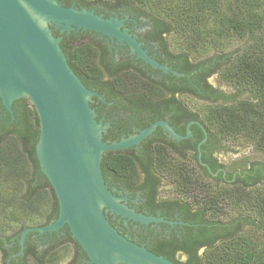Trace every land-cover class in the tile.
<instances>
[{"label": "flooded vegetation", "instance_id": "flooded-vegetation-1", "mask_svg": "<svg viewBox=\"0 0 264 264\" xmlns=\"http://www.w3.org/2000/svg\"><path fill=\"white\" fill-rule=\"evenodd\" d=\"M56 1L65 8L88 11L118 24V32L133 40L141 53L172 71L165 74L146 64L124 38H109L90 30L67 34L52 29L53 34L61 39L60 46L68 56L71 52L84 51L95 59L96 69L92 75L83 77L82 82L97 94L92 98L91 107L97 119L107 124L102 137L104 142H119L137 135L156 122L167 123L182 137L174 140L158 126L137 145L105 153L126 157L127 165L134 164L139 173V179L133 181L106 172L103 176L109 189L116 196L125 198V204L136 213L162 221L139 225L107 214L108 220L130 241L174 264L188 263L191 258L188 249H195V256L201 258L207 250V230H217L210 228L214 221L209 220L208 213H203L200 207L193 206L183 197H163L162 177L168 176L157 170L177 167L194 169L216 188L241 180L238 174L243 170H231L220 160L225 150H233L207 130L203 119L194 115L187 103L193 98L207 102L209 98L205 99L206 96L218 92L234 96L237 94L236 88L220 81V71L214 67L215 62L199 68V62L194 61L192 55L172 49L169 39L175 36L174 30L168 20L155 11L158 0ZM173 72L182 76H176ZM188 131L190 136L185 137ZM160 154L161 157H169L171 163L160 162ZM249 167L250 163L246 168ZM168 180L169 185L174 184L173 179ZM242 182L246 184L249 181ZM57 212L41 226L53 222ZM29 236L20 255H17L20 247L17 244V249L14 245L16 239L12 238L6 255L7 264L9 259H13L15 264L25 258L39 261L44 253L46 258L52 251L66 245L72 249V257L66 264H89L78 245L71 242L73 239L67 227L43 237H36L35 233Z\"/></svg>", "mask_w": 264, "mask_h": 264}, {"label": "trees", "instance_id": "trees-1", "mask_svg": "<svg viewBox=\"0 0 264 264\" xmlns=\"http://www.w3.org/2000/svg\"><path fill=\"white\" fill-rule=\"evenodd\" d=\"M158 3L154 9L159 11L161 18L168 20L178 38V49L192 55L193 60L199 62V68L215 62L220 81L237 90L234 96L218 92L205 97L209 99L202 114L207 130L223 141L240 137L264 155V0H158ZM232 42L238 47L227 52L226 48ZM63 52L81 80L96 69L95 59L84 51L71 52L69 56L65 49ZM211 52L215 53L211 55ZM242 94H247V98L238 99ZM13 109L14 120L0 105L2 264H7L6 255L12 238L16 239L14 245L18 249L20 233L30 228L27 218L41 215L45 207L46 221L57 212L53 190L39 173L34 155L39 134L37 115L26 99L14 103ZM194 115L198 116V113L194 112ZM158 160L171 163L169 157H161V154ZM101 167L103 174L109 172L133 181L139 179L135 165H127V159L122 155L105 154ZM235 168L243 170L238 174L240 182L224 186L221 191L194 169L157 170L175 181L180 194L192 193L193 201L202 203L203 213L219 215L221 206L237 210L238 217L234 220H218L211 224L210 228L217 230H207V250L198 258L195 249H188L191 258L187 264H264V162H251L248 169L242 163L230 167L231 170ZM243 179L249 182L245 184ZM17 197L20 200H15ZM191 201L188 202L191 204ZM16 203L20 204V210L15 207ZM18 212L27 216L26 224L18 217ZM18 223L17 231L6 234ZM243 225L254 229L253 234H244L240 230ZM28 237L29 234L26 240ZM71 242L75 243L74 240ZM54 253L52 251L49 254L52 256L46 258L44 253L39 261L21 259L19 264H26L27 260L32 264H58ZM8 264H15L14 260L9 259Z\"/></svg>", "mask_w": 264, "mask_h": 264}, {"label": "water", "instance_id": "water-1", "mask_svg": "<svg viewBox=\"0 0 264 264\" xmlns=\"http://www.w3.org/2000/svg\"><path fill=\"white\" fill-rule=\"evenodd\" d=\"M118 28L110 20L65 8L56 0H0V105L12 120L14 103L26 99L33 107L39 124L34 155L58 210L53 222L20 233L17 255L23 252L28 234L43 237L67 227L89 264H174L133 243L110 223L107 214L139 225L162 220L136 213L125 198L116 196L104 180L101 163L105 153L137 145L158 126L174 140L182 137L167 123L156 122L119 142H104L107 124L97 119L91 107L97 94L71 69L61 39L52 31L90 30L124 38L146 64L165 74L172 72L141 53Z\"/></svg>", "mask_w": 264, "mask_h": 264}, {"label": "rangeland", "instance_id": "rangeland-1", "mask_svg": "<svg viewBox=\"0 0 264 264\" xmlns=\"http://www.w3.org/2000/svg\"><path fill=\"white\" fill-rule=\"evenodd\" d=\"M177 37H173L171 36V38L169 39L170 42V46L172 47L173 50H179L177 47ZM179 44V43H178ZM238 47L237 43H230L228 44L226 51H232L234 49H236ZM215 52H211L210 54H214ZM214 82V81H213ZM214 86L217 87V85L214 83ZM223 90V89H222ZM226 90V89H225ZM226 93H231V92H227ZM247 98V94H242L241 96H239L238 99H245ZM188 105L191 107L192 112H197L198 116H200L202 119H204L203 110L207 107V103L203 102V101H199L197 99H192L189 100ZM225 146L229 147L231 150L233 151H224L221 155H220V160L221 162H223L224 164L228 165V166H235L237 164H244L246 167L248 166L249 163H253V162H264V155L259 153L258 151H256L252 145L248 144L247 141H245L244 139L240 138V137H236V138H228L225 141ZM165 175V174H164ZM170 178H164L162 177L163 180V187L161 188V192H162V196H166V197H183L185 200L191 201V204L193 206H197V207H202V203L200 201L196 202L193 201V197H192V193L188 194V195H182L180 194L181 192L179 191L178 187L175 185V181L174 184L169 185V180ZM172 180V179H170ZM205 180V179H204ZM206 181V180H205ZM209 182V181H206ZM222 187H215L216 189H220ZM212 190V189H210ZM187 191V190H186ZM213 191V190H212ZM197 193H199L200 191H196ZM47 198V197H46ZM15 200H20V197H17ZM15 207L17 208V210H20L21 206L20 204H15ZM42 210L44 211V213L41 212V215H39V213L37 215H33L30 218H27V216L24 214H20L19 212L18 217H20L22 220H24L23 222L26 224L27 220H29L27 222V224L30 226V228H34L37 226H41L42 224L45 223L46 221V216H47V212H46V207L42 208ZM220 213L219 215L212 216L211 213L209 214V220L211 221H222V222H229L234 220L237 217V210H232L230 207H225V206H221L220 207ZM40 216V217H38ZM0 218L1 220H3V215L0 214ZM27 218V220H25ZM20 223L14 225V229L8 230V232L6 234L10 235L13 234L15 231H17L19 229ZM240 230L243 231L244 234L247 235H252L251 232L254 229H251L249 226H241ZM256 234V232H255ZM206 251V250H205ZM55 256L58 258V264H66V262H68V260L72 257V249L71 246H64L63 248H60L58 250L54 251ZM205 252H203L204 255ZM53 254V255H54ZM52 254L49 256L51 257ZM2 256L0 255V264H2L3 260L1 259ZM26 264H32V262L30 260L26 261Z\"/></svg>", "mask_w": 264, "mask_h": 264}]
</instances>
